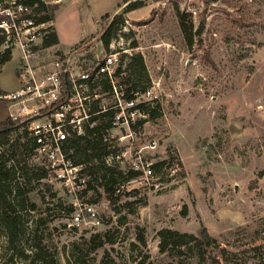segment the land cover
Segmentation results:
<instances>
[{
	"label": "rangeland",
	"instance_id": "374dc122",
	"mask_svg": "<svg viewBox=\"0 0 264 264\" xmlns=\"http://www.w3.org/2000/svg\"><path fill=\"white\" fill-rule=\"evenodd\" d=\"M145 1L127 13L124 35L114 39L122 56L144 55L148 84L160 97L159 113L141 120L134 146L140 153L117 161L141 174L120 179L115 204L96 191L83 198L51 176L42 179L35 192L47 201L35 196L38 209L29 216L23 247L13 251L0 233V264H32L35 234L53 264H264V0ZM59 3L55 28L64 46L86 37L87 62L109 52L100 39L108 23L102 17L121 11L124 0ZM178 9L188 30L204 24L192 45ZM22 56V46L14 45L0 73L2 90L21 86ZM52 59L42 51L32 63L48 69ZM121 147L130 150L127 141ZM80 202L95 206L98 221L73 226ZM166 228L196 239L162 252L159 232ZM99 233L108 241L94 249L90 240Z\"/></svg>",
	"mask_w": 264,
	"mask_h": 264
},
{
	"label": "built area",
	"instance_id": "2783aa9c",
	"mask_svg": "<svg viewBox=\"0 0 264 264\" xmlns=\"http://www.w3.org/2000/svg\"><path fill=\"white\" fill-rule=\"evenodd\" d=\"M0 15L4 17L0 28L12 38L10 44H19L23 49L18 69L21 86L0 94V99L8 104V117L29 122V134L38 144L34 161L45 165L54 181L63 183L71 192H79L85 186L89 176L82 172L83 165L74 164L69 156L73 150L69 149L68 140L84 134L87 126L95 125L93 118L101 112H114L112 126L104 129L102 135L106 142L119 148L105 157L107 164L119 163L129 151L140 153L141 149L135 150L134 146L141 120L148 115L141 104L155 107L160 97L154 84L145 90L137 88L133 97L128 94L122 78L126 76L132 53L122 56L124 50L117 48L115 40L109 52L97 55L93 62L85 60L83 44L67 51H55L53 46L42 48L37 41L53 26V21L38 22L26 0H7L0 7ZM36 46L39 48L34 50ZM42 51L53 54L48 69L32 63L33 57ZM125 141L130 150L120 149ZM80 203L81 207L72 214L73 226L98 221L95 206Z\"/></svg>",
	"mask_w": 264,
	"mask_h": 264
},
{
	"label": "trees",
	"instance_id": "16d2710c",
	"mask_svg": "<svg viewBox=\"0 0 264 264\" xmlns=\"http://www.w3.org/2000/svg\"><path fill=\"white\" fill-rule=\"evenodd\" d=\"M7 0H0V7L6 5ZM34 10L35 18L38 22L54 20L60 4H50L44 0H26ZM125 7L116 14H106L102 19H108L101 34V41L108 49L111 42L119 35H124L123 28L126 26L128 19L127 13L144 7L147 5L145 0H124ZM177 14L180 18L182 29L186 34L187 42L192 45L195 35H200L203 31L204 24L193 32V26L188 30L185 24V14L179 9ZM4 17L0 15V21ZM60 42L58 33L54 26H50L42 36L41 47H50ZM84 42V39L81 41ZM137 46L134 43V47ZM39 47H34V50ZM14 46L7 40L6 32L0 28V73L4 65L13 57ZM91 57V55H90ZM126 76L122 78V83L126 86V90L130 97L134 96L137 88L145 90L149 86V75L145 58L142 53H136L130 57V61L126 68ZM145 83V84H144ZM5 93L0 87V94ZM160 106L150 107L141 104V108L150 116H155L160 111ZM114 112H101L96 115L93 120L95 125L87 126L86 132L68 140V147L72 149L69 155L76 165H83L82 172L88 175L85 186L79 191L80 197H85L88 191H96L100 196H105L110 203L118 201L116 195L117 186L120 179L130 178L140 175L142 170L123 169L119 164H107L105 157L113 152L118 151L115 144L106 142L103 139L102 132L106 128L112 126ZM28 121L14 120L10 117L0 120V233L7 237L10 247L13 251L19 247H23L22 243L25 239L26 231L29 229V216L33 211L38 209L35 196H40L41 200L47 201L48 198L42 190L35 192L37 186L40 185L42 179H47L49 169L45 165H40L33 160V155L37 147L34 136L29 134ZM162 162L153 164L154 168L159 169ZM152 167V168H153ZM37 195H36V194ZM58 197L57 192L51 193V199ZM62 207V203L57 204ZM117 208V207H116ZM118 209V208H117ZM74 210L73 205L70 211ZM35 221V220H33ZM43 221V218L36 220L37 224ZM38 225L34 232L37 231ZM160 249L162 252L169 250H179L183 245L190 243L196 239L195 235L181 232L173 229H163L159 232ZM204 237L210 239V234L206 231ZM33 237V263L41 262L42 264H53L54 260L47 257V250L43 247L41 240ZM99 237V238H97ZM140 241L145 243V237L140 236ZM212 239V238H211ZM217 242L216 238L212 239ZM91 247L97 249L107 243V239L101 233L91 238ZM223 253L227 249L222 250ZM23 255L27 256L25 253Z\"/></svg>",
	"mask_w": 264,
	"mask_h": 264
},
{
	"label": "crops",
	"instance_id": "0c3cea01",
	"mask_svg": "<svg viewBox=\"0 0 264 264\" xmlns=\"http://www.w3.org/2000/svg\"><path fill=\"white\" fill-rule=\"evenodd\" d=\"M65 2V0H61L60 2ZM57 3L58 4H60V6L63 4V3H59L58 1H57ZM107 14H109V13H107ZM113 15V14H112ZM53 26L55 27V18H54V20H53ZM56 29V28H55ZM57 31V30H56ZM58 33V32H57ZM58 37H59V35H58ZM86 37H84L83 39H85ZM82 39V40H83ZM60 40V39H59ZM81 40V41H82ZM79 42V43H77L76 45H79V44H83V42ZM75 45V46H76ZM55 49H60V51L62 50V51H67V50H69V49H71L72 48V46L71 47H67V46H64L62 43H61V40H60V42L57 44V45H54L53 46ZM66 47V48H65ZM84 47H86V45L84 44ZM20 87H16V88H14V89H12V90H10V92L11 91H15V90H17V89H19ZM5 90H7V89H4V91ZM5 92H9V90H7V91H5ZM0 103L2 104V107H3V109H1V111H0V120H2V119H4V118H6L7 116H8V104L4 101H0Z\"/></svg>",
	"mask_w": 264,
	"mask_h": 264
},
{
	"label": "water",
	"instance_id": "95a60500",
	"mask_svg": "<svg viewBox=\"0 0 264 264\" xmlns=\"http://www.w3.org/2000/svg\"><path fill=\"white\" fill-rule=\"evenodd\" d=\"M35 118V117H34ZM34 118H32V119H34Z\"/></svg>",
	"mask_w": 264,
	"mask_h": 264
}]
</instances>
